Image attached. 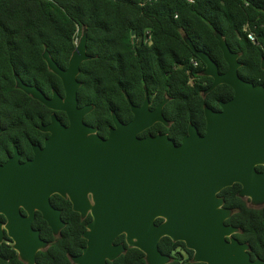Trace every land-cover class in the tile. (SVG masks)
Listing matches in <instances>:
<instances>
[{
    "label": "water",
    "instance_id": "water-1",
    "mask_svg": "<svg viewBox=\"0 0 264 264\" xmlns=\"http://www.w3.org/2000/svg\"><path fill=\"white\" fill-rule=\"evenodd\" d=\"M215 37L227 63L222 73L205 51L197 50L183 35L204 62L201 74L213 79L205 93L227 84L233 96L220 102V110L204 106L205 133L199 134L189 123L178 145L165 133L138 136L156 121L168 123L161 112L165 99L151 111L146 90L139 106L124 91L133 117L122 122L112 111L113 126L107 137L83 121L93 108L77 105L76 76L81 62L91 57L86 54L85 27L66 69L47 48L42 52L48 69L62 81L64 97L56 90L46 97L15 74L16 88L52 110L64 111L68 125L52 113L50 122L39 126L49 136L43 147H33L32 159L21 162L14 148L13 155L0 164V214L5 218L0 221V243L6 234L19 260L35 264L37 252L49 245L32 226L35 212L59 236L65 222L61 210L50 202L51 195L59 194L82 218L91 216L82 233L86 244L80 254L71 256L74 264H108L125 253L123 242L114 243L120 234L128 247L144 253L146 264L171 260L158 247L164 236L183 241L193 251L194 262L264 264V259H251L249 244L234 237L238 228L225 223L233 210L224 206L219 195L223 188L239 183V197L248 198L252 207L264 205V170L256 169L264 166V85L240 77L239 53L230 49L220 32Z\"/></svg>",
    "mask_w": 264,
    "mask_h": 264
},
{
    "label": "trees",
    "instance_id": "trees-1",
    "mask_svg": "<svg viewBox=\"0 0 264 264\" xmlns=\"http://www.w3.org/2000/svg\"><path fill=\"white\" fill-rule=\"evenodd\" d=\"M83 27L91 58L80 65L77 96L80 105H93L84 120L100 134H106L112 124V111L124 122L131 118L123 91L133 104H141L145 88L153 103L160 101L163 93L170 97L164 106L170 126L157 123L147 131L167 132L179 142L191 121L203 132V105L218 108L216 101L231 98L233 89L219 84L202 97L212 79L201 74L205 65L183 35L224 72L227 63L215 37L220 32L230 49L239 53L240 77L264 85V0H0V118L4 129L0 159L5 151L11 153L12 142L21 151L29 148L28 134L39 138L36 126L47 122L51 111L15 87V74L47 95L52 88L62 92L60 78L47 68L42 52L47 48L58 65L66 67ZM250 32L254 40L248 38ZM133 37L138 40L134 42ZM192 58L200 62L197 67ZM56 113L67 122L64 112ZM239 189L240 184L234 183L219 192L224 206L233 210L225 223L238 228L234 237L249 244L251 259H264V205L250 206L248 198L238 196ZM50 201L61 209L66 225L54 236L36 213L33 227L49 245L37 252L35 264H74L69 256L82 251L86 243L82 232L90 215L81 219L70 201L59 194H53ZM118 242L124 243L126 252L108 264H146L144 253L128 247L124 234L117 236ZM158 247L170 256L167 264H204L192 261L193 251L183 241L164 236ZM0 264H24L9 238L0 243Z\"/></svg>",
    "mask_w": 264,
    "mask_h": 264
},
{
    "label": "flooded vegetation",
    "instance_id": "flooded-vegetation-1",
    "mask_svg": "<svg viewBox=\"0 0 264 264\" xmlns=\"http://www.w3.org/2000/svg\"><path fill=\"white\" fill-rule=\"evenodd\" d=\"M79 37H80V35L76 38V43H77V41H78V39H79ZM149 39V38H148ZM134 42L136 41V40H138L137 38H135V37H133V39H132ZM76 43H75V45H76ZM45 49V48H44ZM73 51V50H72ZM72 53V52H71ZM86 54H88L87 53V45H86ZM89 55V54H88ZM90 56V55H89ZM52 57V56H51ZM70 58V57H69ZM91 58V57H90ZM89 58V59H90ZM200 59V58H199ZM238 59H239V57H238ZM87 60V59H86ZM201 60V59H200ZM85 61V60H84ZM202 61V60H201ZM83 62V61H82ZM81 62V63H82ZM203 62V61H202ZM191 63L195 66V67H197L199 64H200V62L198 61V59H195V58H192L191 59ZM204 63V62H203ZM58 64V63H57ZM68 64H69V60H68ZM68 64H67V66L66 67H62V66H60V67H62L63 69H66L67 67H68ZM81 65V64H80ZM48 68V67H47ZM218 71H219V69H218ZM220 72V71H219ZM225 72V71H224ZM80 73H81V69L79 70V72H78V74H77V76H76V78H77V80L79 81V83H80V85H81V81L79 80V75H80ZM220 73H222V72H220ZM55 74V73H54ZM204 76H206V75H204ZM208 77H210V76H208ZM60 78V77H59ZM211 78V77H210ZM212 79V78H211ZM191 80H193V79H191ZM213 80V79H212ZM212 80H211V83H212ZM23 81V80H22ZM60 81H61V79H60ZM24 82V81H23ZM24 83H26V82H24ZM28 84V83H27ZM30 85H35V84H30ZM61 85H62V81H61ZM80 85H79V87H80ZM204 85H207V81L206 82H204ZM211 85V84H210ZM209 85V86H210ZM263 85V84H262ZM36 87H38L37 85H35ZM208 86V87H209ZM79 87H78V89H79ZM208 87H206L205 89H203L202 90V93H201V95H202V97L204 98V97H206V94L208 93V92H206L205 93V90L208 88ZM39 88V87H38ZM40 89V88H39ZM41 90V89H40ZM53 90H56V89H54V88H52L51 89V94L50 95H47V94H45L44 93V91H42L45 95H46V97H51L52 96V92H53ZM144 90H146L147 91V89L145 88ZM57 91V90H56ZM125 91V90H124ZM123 91V92H124ZM58 92V94L59 95H61L62 97H64V95H65V92H64V88H63V85H62V92H60V91H57ZM77 92H78V90H77ZM126 92V91H125ZM210 92V91H209ZM147 93H148V91H147ZM125 94V93H124ZM129 97V96H128ZM144 98H145V92H144ZM169 96L166 94V93H163L162 94V98H161V100L160 101H158V102H155V103H153L152 102V100L153 99H150L149 98V93H148V100H149V104H148V108H149V110H154L160 103H161V101L162 100H164L165 99V103L163 104V106H162V109H161V112H162V115H163V117H164V119L168 122L167 124H164L163 122H161V121H156V122H154L152 125H150L149 127H147L146 129H144L143 131H141L140 133H138V136L139 137H144V136H147V135H156V134H158V133H161V134H167L168 136H169V134L167 133V132H156V133H151L150 131H147V129L148 128H150V127H152V126H154V125H156L157 123H159V124H162L163 126H165V128H168L169 126H170V124H171V122L169 121V120H167L166 119V117H165V115H164V106H165V104L168 102V100H169ZM232 98V97H231ZM230 99V98H229ZM229 99H227V100H229ZM144 100V99H143ZM227 100H221V99H218L217 101H216V104H218V108H215V107H213V106H209V105H207V104H204L203 105V111H204V106H207V107H209V108H211L212 110H215V111H217V110H220V102L221 101H227ZM143 102V101H142ZM142 104V103H141ZM141 104H134V105H141ZM216 104L215 103H213L212 105H214V106H216ZM77 105L79 106V107H81V106H83V105H86V104H82V105H80L79 104V99H78V96H77ZM91 105V104H90ZM130 105V104H129ZM93 106V105H92ZM47 107V106H46ZM48 108V107H47ZM50 109V108H49ZM93 109V108H92ZM91 109V110H92ZM51 111H50V113H49V120L47 121V122H45V123H43V122H40L36 127H37V129L39 130V132L41 133V135H40V137L39 138H36V137H34V138H32L33 136H31V135H29L28 134V136H27V140L29 141V148H26L25 150H19V148H18V146L14 143V142H12V151H11V153H9V152H4L3 153V159H0V164H2V163H4L10 156H12L13 155V153H14V148H16L17 149V152L19 153V159H20V161L21 162H24V161H26V160H30V159H32L33 157H34V150H33V147L34 146H36V145H38V146H40V147H43L44 146V141H45V139L49 136V132H47V131H43V130H41L40 128H39V126L40 125H46V124H48L49 122H50V120H51V114L52 113H54L55 115H56V117L64 124V125H68V117H67V114L64 112V111H62V112H64L65 114H66V118H67V122H64V121H62V119H60V117L58 116V114L56 113L57 111H60V110H52V109H50ZM131 110V109H130ZM89 113V112H88ZM87 113V114H88ZM131 114H132V112H131ZM85 116H86V114L84 115V117H83V121L85 122ZM118 117V116H117ZM133 117V114H132V116H131V118ZM205 117V116H204ZM119 118V117H118ZM131 118L129 119V120H131ZM120 119V118H119ZM121 120V119H120ZM128 120V121H129ZM122 121V120H121ZM127 121V122H128ZM122 122H124V121H122ZM85 123H87V122H85ZM189 123H192L191 121H189ZM189 123H188V125H189ZM88 124V123H87ZM193 124V123H192ZM88 125H90V124H88ZM194 125V124H193ZM0 126H1V132H0V134L2 133V131L4 130L3 129V127H2V124H1V118H0ZM90 126H93V125H90ZM111 126H113V121H112V124L111 125H108V127H107V133L106 134H100L99 133V131H98V128L96 127V126H93V127H95L96 129H97V133L100 135V136H102V137H107V135H108V132H109V128L111 127ZM195 127H196V125H194ZM205 127H206V120H205V124H204V130H203V132L201 133L199 130H198V128L196 127V129H197V131H198V133L199 134H201V135H203L204 133H205ZM187 129H188V126H187ZM144 131H146L145 133H143ZM187 132V131H186ZM186 132L182 135V137L186 134ZM143 133V134H142ZM182 137H181V139H180V141L179 142H176L174 139H172L170 136H169V138H171L174 142H175V144H180V142H181V140H182ZM32 139H34V140H32ZM258 166H262V165H258ZM264 167V166H263ZM256 169H257V167H256ZM258 171H263L264 170V168L263 169H261V170H259V169H257ZM52 196V195H51ZM51 198V197H50ZM69 200V199H68ZM70 201V200H69ZM51 202V201H50ZM71 203V202H70ZM52 204V203H51ZM53 206V205H52ZM55 207V206H54ZM71 207H72V204H71ZM56 208V207H55ZM57 209H59V208H57ZM61 210V209H60ZM38 211H36L35 212V216H36V213H37ZM76 212V211H75ZM21 213L22 214H26V212L23 210V209H21ZM40 213V212H39ZM40 215H41V213H40ZM90 214H87L86 215V217L85 218H82L81 217V215H80V218L81 219H86L88 216H89ZM35 216H34V218H35ZM42 217V216H41ZM61 218H62V216H61ZM90 219H91V216H90ZM63 220V219H62ZM0 221H2V222H5V218H4V216L3 215H1L0 214ZM33 221H34V219H33ZM64 221V220H63ZM89 221V220H88ZM87 221V222H88ZM86 222V223H87ZM86 223H85V228H86ZM65 225H66V223H65ZM32 226H33V222H32ZM36 229V228H35ZM83 233V232H82ZM60 235V234H59ZM6 238H9L6 234L4 235V240L6 239ZM117 238V237H116ZM10 239V238H9ZM85 239V238H84ZM86 240V239H85ZM49 243V242H48ZM114 243H115V241H114ZM118 243H121V242H118ZM86 244V243H85ZM85 246V245H84ZM81 253V252H80ZM79 253V254H80ZM76 255H78V254H76ZM71 256H75V255H71ZM71 256H69V258H70V260H71ZM72 262V261H71ZM109 262V261H108Z\"/></svg>",
    "mask_w": 264,
    "mask_h": 264
},
{
    "label": "built area",
    "instance_id": "built-area-1",
    "mask_svg": "<svg viewBox=\"0 0 264 264\" xmlns=\"http://www.w3.org/2000/svg\"><path fill=\"white\" fill-rule=\"evenodd\" d=\"M188 1H191V2H192L193 0H188ZM143 3H144V2H142V4H143ZM247 36H248L249 39L254 40V35H253L251 32L248 33Z\"/></svg>",
    "mask_w": 264,
    "mask_h": 264
}]
</instances>
